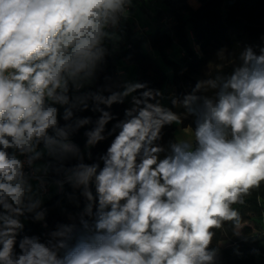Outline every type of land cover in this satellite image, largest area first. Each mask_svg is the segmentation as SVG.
Returning <instances> with one entry per match:
<instances>
[{"label":"clouds","instance_id":"1","mask_svg":"<svg viewBox=\"0 0 264 264\" xmlns=\"http://www.w3.org/2000/svg\"><path fill=\"white\" fill-rule=\"evenodd\" d=\"M157 2L0 0V264L264 256V33L155 87L117 57Z\"/></svg>","mask_w":264,"mask_h":264},{"label":"trees","instance_id":"2","mask_svg":"<svg viewBox=\"0 0 264 264\" xmlns=\"http://www.w3.org/2000/svg\"><path fill=\"white\" fill-rule=\"evenodd\" d=\"M160 1L164 7L158 10L157 17L167 12L172 21L168 27L156 26L148 34L155 54L142 51L141 41H130L132 48L117 57L118 62L130 51L137 76L150 80L155 87L168 86L177 92L183 91L202 74L205 63L213 58L217 48L224 45L231 48L238 42L259 43V37L264 33V0H202L197 10H193L186 0ZM176 43L183 51L177 58L170 55ZM196 44L203 52L202 57L194 51ZM235 47L238 51V45ZM185 67L188 71L181 75V69ZM169 72L173 73L171 78ZM168 131L170 135L171 130ZM103 148L101 145L100 150ZM57 218L53 213L50 221ZM29 227L33 232L40 231L39 225ZM245 232L253 234L249 228ZM219 242L224 243L225 238ZM253 246L240 243L244 256L237 258L232 254V245H228L224 249V264H260L257 257L249 254V248Z\"/></svg>","mask_w":264,"mask_h":264},{"label":"rangeland","instance_id":"3","mask_svg":"<svg viewBox=\"0 0 264 264\" xmlns=\"http://www.w3.org/2000/svg\"><path fill=\"white\" fill-rule=\"evenodd\" d=\"M160 1V0H159ZM162 5V6H160ZM160 5H154L153 7V15L150 16V28H151V31H153V29L156 27V26H161V27H168L172 21L171 19V16L169 13L165 12L164 15L162 17H157V12L159 9H163L161 7H164V5L162 4V2H160ZM182 49L180 47V45L178 43H176V45L170 50V55L177 58L179 57L181 54H182ZM133 65V64H132ZM132 72L134 74L137 75V71H136V66L133 65L132 66ZM259 260V259H258ZM259 263L262 264L259 260Z\"/></svg>","mask_w":264,"mask_h":264},{"label":"crops","instance_id":"4","mask_svg":"<svg viewBox=\"0 0 264 264\" xmlns=\"http://www.w3.org/2000/svg\"><path fill=\"white\" fill-rule=\"evenodd\" d=\"M160 2H161V1L158 0V2H157L155 5H157V6L160 5ZM160 6H162V5H160ZM262 251H264V250H262ZM259 260H260V262H261L262 264H264V256H261V257L259 258Z\"/></svg>","mask_w":264,"mask_h":264}]
</instances>
